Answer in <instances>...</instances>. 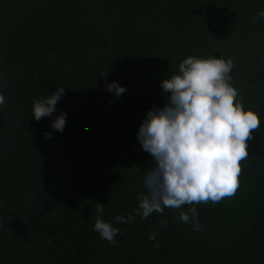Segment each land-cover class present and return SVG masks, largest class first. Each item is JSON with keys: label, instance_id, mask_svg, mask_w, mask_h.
<instances>
[{"label": "trees", "instance_id": "1", "mask_svg": "<svg viewBox=\"0 0 264 264\" xmlns=\"http://www.w3.org/2000/svg\"><path fill=\"white\" fill-rule=\"evenodd\" d=\"M261 11L264 0H0V264H264ZM189 56L232 59L230 83L260 127L234 196L142 218L155 162L137 133ZM112 82L126 91H108ZM59 87L37 121L34 103ZM61 112L62 132L52 127ZM97 203L120 229L114 244L93 230ZM191 207L198 231L179 219Z\"/></svg>", "mask_w": 264, "mask_h": 264}, {"label": "clouds", "instance_id": "2", "mask_svg": "<svg viewBox=\"0 0 264 264\" xmlns=\"http://www.w3.org/2000/svg\"><path fill=\"white\" fill-rule=\"evenodd\" d=\"M260 18H264V11L254 20ZM233 67L230 58L189 56L179 64L178 74L162 81V89L170 95L162 108L147 112L137 133L143 150L155 162L144 174L146 192L138 194L137 215L147 218L154 212L163 213L165 207L217 203L235 195L241 161L248 157L247 141L260 127V117L237 100L238 90L230 83ZM64 90L59 87L50 97L34 103L37 121L52 115ZM107 90L116 96L126 91L116 82L108 84ZM4 102L0 94V105ZM65 126L66 113L61 112L52 127L62 132ZM45 136L50 138L49 133ZM96 212L100 215L93 230L109 243H116L114 237L120 229L102 218L103 204L97 203ZM196 217L195 207L179 213L181 221H191L198 231L201 225ZM115 219L128 223L133 217ZM155 235L150 233L149 239L154 240Z\"/></svg>", "mask_w": 264, "mask_h": 264}]
</instances>
